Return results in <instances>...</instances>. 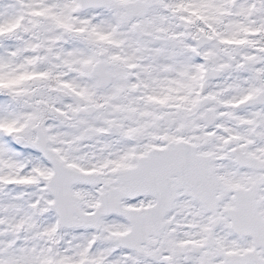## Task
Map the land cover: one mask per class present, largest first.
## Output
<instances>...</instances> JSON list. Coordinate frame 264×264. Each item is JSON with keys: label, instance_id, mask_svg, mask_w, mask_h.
Masks as SVG:
<instances>
[{"label": "snow or ice", "instance_id": "obj_1", "mask_svg": "<svg viewBox=\"0 0 264 264\" xmlns=\"http://www.w3.org/2000/svg\"><path fill=\"white\" fill-rule=\"evenodd\" d=\"M0 264H264V0H0Z\"/></svg>", "mask_w": 264, "mask_h": 264}]
</instances>
